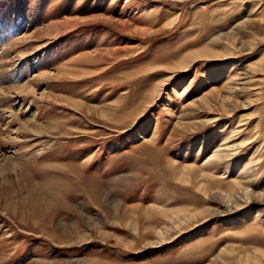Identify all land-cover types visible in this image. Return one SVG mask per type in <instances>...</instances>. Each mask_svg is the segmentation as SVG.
<instances>
[{"label": "rangeland", "instance_id": "obj_1", "mask_svg": "<svg viewBox=\"0 0 264 264\" xmlns=\"http://www.w3.org/2000/svg\"><path fill=\"white\" fill-rule=\"evenodd\" d=\"M68 260L264 264V0H0V264Z\"/></svg>", "mask_w": 264, "mask_h": 264}, {"label": "bare ground", "instance_id": "obj_2", "mask_svg": "<svg viewBox=\"0 0 264 264\" xmlns=\"http://www.w3.org/2000/svg\"><path fill=\"white\" fill-rule=\"evenodd\" d=\"M99 16V15H98ZM101 16V15H100ZM99 16V17H100ZM75 18V17H74ZM83 18V17H82ZM65 19V18H64ZM76 19V18H75ZM77 19H78V17H77ZM84 19V18H83ZM107 20H109V21H111L110 19H107ZM62 22H64V20H61ZM58 22L59 24L60 23H62V22ZM81 21V20H80ZM76 22V21H75ZM78 24H76V23H73V22H71V24H69V25H67V26H65L67 29H72V28H74L75 26H77ZM121 25L123 26V27H125V25H126V22H124V21H121ZM47 26H49V25H47ZM53 27L54 28H57L56 27V25L54 24L53 25ZM63 27V26H62ZM42 28H44V27H42ZM40 29V28H39ZM61 29V28H60ZM55 30V29H54ZM65 31V30H64ZM67 31V30H66ZM39 32V31H38ZM41 32H43L42 31V29H41ZM56 32V31H55ZM62 32V31H61ZM68 32V31H67ZM55 35V34H54ZM20 39L21 38H19L18 39V41H20ZM99 60V59H98ZM33 61H35V59L33 60ZM33 65V64H32ZM63 66V65H62ZM187 66V65H186ZM46 73H48V72H46ZM42 76H44V75H42ZM41 77V76H40ZM35 93V92H34ZM243 124V123H242ZM214 157H217L218 155L217 154H215V155H213ZM86 160V159H85ZM86 163V162H85ZM231 191H235V192H241V193H243L244 195L243 196H248V186H246V185H244L243 183H241L240 181L239 182H236V183H233L232 184V186H231V188H230V191L228 192V193H226L227 195H228V199H230V198H232V192ZM178 211H180V212H184L185 210H183L182 208H180V209H175V210H172V211H169V214H165L164 216H165V218L168 216L169 217V219L170 220H172V222H171V225L170 226H168V227H166V225H164V226H162V227H160V228H158V229H156L155 230V232L157 233V235H159V240H163L165 237H166V234L170 231V230H172V229H174V228H176L179 224H180V222L181 221H183L184 219H181V217L179 216V214H178ZM173 223V224H172ZM174 225V226H173ZM63 231L65 232V233H67V232H69L70 233V230L69 229H67V228H64L63 229ZM84 237H86V235L84 236H80L79 237V239H77V240H75V241H67L66 242V244H81L82 242H84V241H87L88 239H86V238H84ZM59 241V243L60 244H63V241H61V240H58ZM79 263H80V261H78ZM78 264V263H76V261H72V260H68V261H66V262H64L63 264ZM50 264H55V263H50ZM87 264V263H86ZM91 264H94V262L93 263H91Z\"/></svg>", "mask_w": 264, "mask_h": 264}]
</instances>
